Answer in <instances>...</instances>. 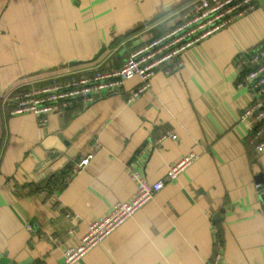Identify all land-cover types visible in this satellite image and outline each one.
Instances as JSON below:
<instances>
[{
	"label": "crops",
	"instance_id": "1",
	"mask_svg": "<svg viewBox=\"0 0 264 264\" xmlns=\"http://www.w3.org/2000/svg\"><path fill=\"white\" fill-rule=\"evenodd\" d=\"M192 1L0 0V264H63V250L90 221L134 195L131 166L154 182L192 152L176 179L75 264H209L215 227L222 264H264V150L240 119L252 96L238 87L235 65L240 51L264 42V0L187 49L180 70L157 71L133 99L139 76L94 90L89 105L46 123L1 102L30 81L121 66ZM170 133L176 137L161 138ZM88 153V165L61 189L56 177ZM53 181L50 195L36 190Z\"/></svg>",
	"mask_w": 264,
	"mask_h": 264
},
{
	"label": "built area",
	"instance_id": "2",
	"mask_svg": "<svg viewBox=\"0 0 264 264\" xmlns=\"http://www.w3.org/2000/svg\"><path fill=\"white\" fill-rule=\"evenodd\" d=\"M258 5V0H193L186 9L173 15L175 17L166 32L130 51L121 66L111 70L93 69L88 73L71 72L65 74V78L55 75L44 83L30 81L27 88H11L1 97V102L12 115L34 113L41 123H46L52 114L66 115L72 113L76 106L89 105L95 99L94 90L114 91L124 81L139 76L142 82L131 92L129 98L133 99L151 86L152 77L157 71L171 74L180 70L184 66L183 53L187 49L241 19ZM235 63L239 75L238 87L245 88L252 96V101L242 109L240 119L251 127V142L255 148L263 151L264 42L250 51H240ZM168 136L176 137V134H166L161 138ZM92 156V153H88L81 157L69 173L64 171L65 177L59 183L68 182L74 173L84 169ZM139 157L143 161L145 154ZM195 158L193 152L185 155L169 165L165 177L154 182L145 177L141 168L131 166L130 175L136 183L134 195L128 200L116 202L109 214L90 221L80 242L63 250V264H75L102 243L114 229L152 199L166 182L176 179ZM260 186L258 183V188ZM40 191L46 196L50 195L46 189ZM69 216L74 220L79 218L75 213H69ZM214 230L215 251L209 264H222L223 239L219 227ZM52 239L58 241L56 236Z\"/></svg>",
	"mask_w": 264,
	"mask_h": 264
},
{
	"label": "trees",
	"instance_id": "3",
	"mask_svg": "<svg viewBox=\"0 0 264 264\" xmlns=\"http://www.w3.org/2000/svg\"><path fill=\"white\" fill-rule=\"evenodd\" d=\"M30 78H34V76H28V77H25L24 80H26V79L28 80V79H30ZM24 80H23V81H24ZM19 85H20V84H19ZM19 85L17 84V85L14 86V87H17V86H19ZM19 89H22V88L19 87ZM64 177H65V172H62L59 176L56 177L55 181L58 182L60 179H62V178H64ZM55 181L51 182V185H48V184H41V185H39V186L37 187L36 190L40 191L41 189H46V190H48L49 192H52V191H53V187H54V183H55ZM66 184H67L66 181H63V183H60V187H61V189H62ZM53 192H54V191H53Z\"/></svg>",
	"mask_w": 264,
	"mask_h": 264
},
{
	"label": "water",
	"instance_id": "4",
	"mask_svg": "<svg viewBox=\"0 0 264 264\" xmlns=\"http://www.w3.org/2000/svg\"><path fill=\"white\" fill-rule=\"evenodd\" d=\"M258 183L261 184V186L259 187L260 189V193L262 194L263 198H264V177L263 174H260V177L258 179Z\"/></svg>",
	"mask_w": 264,
	"mask_h": 264
}]
</instances>
